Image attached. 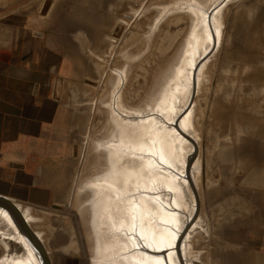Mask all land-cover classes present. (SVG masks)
Listing matches in <instances>:
<instances>
[{
  "label": "rangeland",
  "instance_id": "1",
  "mask_svg": "<svg viewBox=\"0 0 264 264\" xmlns=\"http://www.w3.org/2000/svg\"><path fill=\"white\" fill-rule=\"evenodd\" d=\"M218 1L98 0V10L108 14L98 15L105 30L92 46L97 62H91V77L85 73L69 84L93 108L85 112L76 146L81 216L31 222L50 264H93L96 249L98 262L99 242L101 264H126L133 247L122 229L134 230L127 203L143 214L138 225L146 221L152 234L164 235L155 223L170 221L157 193L172 195L178 223L192 214L196 201L176 207L175 192L154 190L160 160L142 150L163 133L171 138L161 116L176 115L186 117L197 141L184 152L193 153L200 207V225L185 238L192 263L264 264L263 239L253 230L264 221L255 190L264 189V0H224L220 7ZM119 188L126 200L117 198ZM0 230L12 232L1 219ZM5 236L0 258L24 252Z\"/></svg>",
  "mask_w": 264,
  "mask_h": 264
},
{
  "label": "crops",
  "instance_id": "2",
  "mask_svg": "<svg viewBox=\"0 0 264 264\" xmlns=\"http://www.w3.org/2000/svg\"><path fill=\"white\" fill-rule=\"evenodd\" d=\"M99 14L98 0H0V198L32 222L81 216L76 146L93 108L69 84L92 76ZM255 225L264 247V221Z\"/></svg>",
  "mask_w": 264,
  "mask_h": 264
},
{
  "label": "bare ground",
  "instance_id": "3",
  "mask_svg": "<svg viewBox=\"0 0 264 264\" xmlns=\"http://www.w3.org/2000/svg\"><path fill=\"white\" fill-rule=\"evenodd\" d=\"M224 0L218 1V7L223 4ZM201 61H197L194 65L196 68ZM192 73H195V70ZM176 115V114H175ZM163 124L169 126V131H171L172 136L169 138L166 134H161L160 137L154 138L152 145L149 147H142V150L147 154V156L153 157L160 163L153 167L154 177L153 183L154 190L162 191L166 188L170 193L175 192L174 202L177 204L176 207H182L186 200H190L193 204V211L190 215L188 212L187 219L183 218V222L178 223V218L175 216L177 213L174 212L175 205L170 198L172 195H165L157 193V198L160 199V204L162 209L168 213V218L170 221H165V219H160L162 224L155 223V228L158 230H163L164 235L160 233L152 234L151 229L147 227L146 221H143L138 225V220L143 219V214L136 208V211L131 208L130 204L127 203V207L124 210L125 213H134V219H131V223L134 224V230L129 227L122 229V232L127 235V239H130L132 243L133 251L130 249L123 261H127L126 264H193L191 259V254L189 252V244L186 243V235H189L190 231L193 229L195 223L200 225L195 221L197 212H199L200 207L197 201V178L195 176V166L192 161V154L185 155L187 147L192 148L191 145L197 144L195 139L189 136V126L187 125L186 117L180 119V116L176 115L165 119L161 116ZM187 137V138H186ZM190 138L189 145H186L185 140ZM158 146H154L156 144ZM186 158L180 160L176 157ZM155 169V170H154ZM161 177V179H160ZM119 188L117 198L120 200H126L128 195H125V191ZM182 190V192H181ZM124 196V197H123ZM170 197V198H168ZM173 199V198H172ZM157 203V201H156ZM154 204V203H153ZM186 209H181V213L184 215ZM187 215V213H186ZM0 219L7 225L9 231H1L0 234L7 235L5 237L15 239L17 242L21 243L23 246V251L21 254L8 256L4 255L0 258V264H50V260L47 255V246L44 242L43 236L32 228L31 222L32 218L27 209L21 208L20 205L15 203L10 199L0 198ZM138 234L140 239L136 236ZM166 235V236H165ZM142 236V238H141ZM129 243V244H130ZM99 250L101 257L98 258V251L96 249L97 255L93 264H101V259L103 258V243L99 242ZM134 245L136 248L134 249ZM86 263V262H85ZM123 264V263H120ZM125 264V263H124Z\"/></svg>",
  "mask_w": 264,
  "mask_h": 264
},
{
  "label": "water",
  "instance_id": "4",
  "mask_svg": "<svg viewBox=\"0 0 264 264\" xmlns=\"http://www.w3.org/2000/svg\"><path fill=\"white\" fill-rule=\"evenodd\" d=\"M86 262V263H85ZM89 262H90V260H80V261H78L76 264H89Z\"/></svg>",
  "mask_w": 264,
  "mask_h": 264
}]
</instances>
